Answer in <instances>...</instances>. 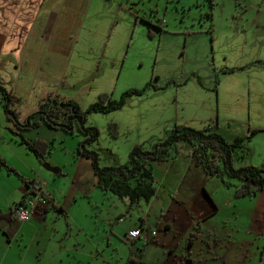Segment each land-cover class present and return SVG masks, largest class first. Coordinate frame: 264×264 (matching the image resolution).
Here are the masks:
<instances>
[{"label":"rangeland","instance_id":"rangeland-1","mask_svg":"<svg viewBox=\"0 0 264 264\" xmlns=\"http://www.w3.org/2000/svg\"><path fill=\"white\" fill-rule=\"evenodd\" d=\"M57 11L63 30L68 31L65 43L54 41L63 46L61 51L49 48L45 53L49 69H44L39 85L44 97L48 90L85 108L101 92L119 99L128 89L147 83L156 86L128 96L115 111L89 114L88 123L100 131L91 148L99 152L102 165L126 162L135 145L151 148L175 124L194 128L209 124L230 141L232 132L242 129L249 118L252 126L263 130L246 142L250 154L241 159L235 156L234 164L260 166L264 159V68L254 66L253 61L264 60V0H91L88 6L78 2L76 7ZM240 66L245 68L224 72ZM37 106L34 100L21 99L20 118ZM110 120L117 124L116 136L109 132ZM10 127L0 105V131L8 135ZM188 148L185 144L184 150ZM63 156L73 157L71 153ZM153 163L156 170L165 172L166 162ZM87 165L92 177L88 193L79 179L53 180L56 173L43 168L45 175L52 176V189L63 195L69 225L50 210L46 218L32 219L22 228L23 222L12 212H0V264H140L142 260L143 264H171L175 258L183 264H264V256L259 259L264 214L250 220L251 210L258 206L256 198L234 197L238 179L225 174L208 178L206 186L213 196L200 187L209 200L204 199L205 203L216 207L207 217L197 219L187 203L176 202L175 192L155 180L151 201L140 200L131 215L118 219L127 200L104 195ZM17 185L16 176L1 167L0 211L13 204ZM135 214L145 216L155 230L153 241L146 245L141 240L134 246L124 237ZM194 223H198L196 230ZM254 226L263 232L259 237ZM190 232L196 233L192 243L187 241Z\"/></svg>","mask_w":264,"mask_h":264},{"label":"crops","instance_id":"crops-1","mask_svg":"<svg viewBox=\"0 0 264 264\" xmlns=\"http://www.w3.org/2000/svg\"><path fill=\"white\" fill-rule=\"evenodd\" d=\"M90 1L91 0H0V76L3 84L7 88L12 89L22 100L27 97L38 104L39 100L44 98L43 88H39V85L42 84V80L44 79V69L46 71L49 69V64L45 62V53H49V48L61 51L63 46H58L55 42L61 43L62 40L65 43L64 33L68 31L67 29L63 30L60 21L62 15L61 12L57 10L59 9L62 11V9L66 7H76L78 2H84L86 6H88V2ZM49 4L55 7H50ZM46 7L49 8L45 9ZM79 13H82V9L79 10ZM58 47L60 49H58ZM42 63H44V67ZM20 65L21 67L18 69ZM254 66L264 68V64H255ZM13 76L14 78L17 76L18 78L14 81ZM49 92L51 91L46 90L45 93L49 94ZM18 107L20 110V105ZM248 120L249 122H245L242 129L232 132L233 134L231 135H233V139L235 137L247 135L252 129L258 130L255 134L263 130L257 128L255 125L252 126L249 118ZM9 123L11 127L8 135L0 131V168H5L8 174H14L18 179V185L16 186L17 191L13 193L15 198L12 203L19 201L30 189L27 184L15 174L16 171L25 176L28 181H33L34 185L43 188L49 195L48 197L53 199L55 204L62 206L65 210L66 204L62 202L63 195L58 196L52 189V183L50 182V180H52L51 174L48 173L45 175L42 163L39 162L33 154L34 157H31V153L27 148L17 141V136L14 134L15 128L11 122ZM255 134L246 142H250ZM23 135L29 139L53 140V144L57 145L54 146L51 155L46 160L56 169V174L54 175L58 177H53V180L62 178L63 181L76 182V180L79 179L80 184L87 190L86 193H88L90 190L89 187L91 188L92 177L89 175L87 164H89L90 170H92L91 174L94 176L95 174L89 159L83 156L75 157V150L78 142L77 136L66 134L61 130L51 129L43 123L39 124L37 128L24 131ZM21 146H23L24 149H22ZM69 153H71V156L73 155V157H71L72 160L70 157L63 156ZM84 159L87 160L88 163L82 161ZM153 162L154 161H150L149 164L152 167L154 179L168 191L175 192L176 195L174 198L176 202L182 204L187 203L188 208L194 212L197 219L200 217H207L211 213L214 214L216 212V210L212 209L213 205L209 206L207 202L205 203L204 199L207 200V198L200 191V187L203 186L207 188L208 193L213 196V190H209L206 183H208V178H214L215 176H210L200 167L195 166L190 156L182 154L173 159L164 161L167 165L163 173L156 170ZM59 175H62V177ZM95 180L97 184L96 176ZM102 193L104 195L108 194ZM251 197L256 198L255 204L258 205L255 209L251 210L250 220H253L256 217H262L261 215L264 214V190L257 192V194ZM150 201H148V203ZM207 201L209 202V200ZM11 205L9 204L10 207L0 212L9 210L11 213ZM135 205L136 204H133L132 207L128 209L127 201L124 206V210H126L118 215L117 218L120 219L124 216L131 215V211L134 209ZM50 210L45 211V206H41L27 221L22 223V228L25 224L32 221V219L38 220L41 219L42 216L46 218V213ZM56 214L61 215L59 212H56ZM62 217L67 223V218H69L68 214L67 218L63 215ZM134 218L135 221L126 228L124 237L128 230L141 227L143 229L142 236L137 241L143 240L146 242L145 238L150 236L149 232L152 228L148 226V220L145 216L142 217L140 214H135ZM136 218H138V220H136ZM194 218L195 217H193V219ZM75 223L78 228L82 229L78 222ZM196 224L198 223H194L192 227L194 228ZM67 225H69V222ZM164 228L167 230L169 225L166 224ZM254 231H256L258 237L262 232L257 226H254ZM153 238L154 237H151L145 245L153 241ZM134 242L136 245V241ZM263 245L264 241L262 243V246ZM172 253L173 249L169 251V254ZM261 258L263 257L260 253L259 259L261 260ZM179 262L181 263V261ZM179 262H177L175 258V262L171 264H179ZM143 263L144 260L140 261V264ZM258 264H260V262H258Z\"/></svg>","mask_w":264,"mask_h":264},{"label":"trees","instance_id":"trees-1","mask_svg":"<svg viewBox=\"0 0 264 264\" xmlns=\"http://www.w3.org/2000/svg\"><path fill=\"white\" fill-rule=\"evenodd\" d=\"M212 8V3H210ZM211 18L212 11L208 13ZM253 64H264V60H255ZM245 66L233 67L225 70L231 73L235 70L244 69ZM156 87L150 83L143 88H131L122 93L119 99L113 98L107 92L98 94L97 100L83 108L72 98L59 97L48 94L38 102L37 109L26 118H20L19 105L21 97L12 89L7 88L0 76V105L3 107L6 118L15 128L14 134L17 141L23 144L35 158L43 163L52 153L53 140L29 139L23 135L24 131L37 128L39 124L55 130H61L66 134L78 137L75 157L83 156L90 160L93 172L97 179L98 187L104 193H112L121 199L128 201V209L140 200L146 202L155 195L154 176L150 161H166L182 154L190 156L194 165L200 167L210 176H221L225 174L229 178L239 180L234 187L235 198L254 196L257 192L264 190V159L260 166L243 164L235 166V156L243 158L250 154L245 142L248 141L258 130L252 129L242 137H235L228 141L223 136L212 130L211 125L202 128H194L186 124H175L171 132L165 138L155 141L151 148L135 145L128 153L127 161L117 165H102L99 152L92 149L91 145L98 140L100 131L96 125L88 123V116L93 112H112L123 106L126 98L133 94L140 95L146 88ZM107 126L112 136L118 134L115 121H108ZM189 148L185 152L184 146ZM15 174L30 188L19 201L12 204V208L20 204L30 194L35 193L34 185L20 173ZM224 185L227 182L222 178ZM54 210L61 213L65 218L67 214L62 206L48 198L45 211ZM216 210V207H214ZM68 224V221H67ZM197 224L194 226L196 230ZM196 236L191 232L187 241L192 243ZM264 256V245L260 251ZM179 264H183L182 262Z\"/></svg>","mask_w":264,"mask_h":264},{"label":"built area","instance_id":"built-area-1","mask_svg":"<svg viewBox=\"0 0 264 264\" xmlns=\"http://www.w3.org/2000/svg\"><path fill=\"white\" fill-rule=\"evenodd\" d=\"M34 186L36 188V190L34 188L35 193L30 194L22 202H20V204H17L12 208L13 217L17 221H27L41 206H46L47 204V200L49 198L47 192L37 185ZM142 230L143 229L141 227L128 230L125 234V239L129 242L137 241L142 236ZM149 234L150 236L145 238L146 242H148L151 237H154L155 230H151Z\"/></svg>","mask_w":264,"mask_h":264},{"label":"water","instance_id":"water-1","mask_svg":"<svg viewBox=\"0 0 264 264\" xmlns=\"http://www.w3.org/2000/svg\"><path fill=\"white\" fill-rule=\"evenodd\" d=\"M42 167L51 171V172H56V169L55 167L51 166L50 163H48L47 161L43 162L42 163ZM33 183H31L32 185ZM34 185V184H33ZM133 245H135V242L133 243ZM188 264H189V261H188Z\"/></svg>","mask_w":264,"mask_h":264}]
</instances>
